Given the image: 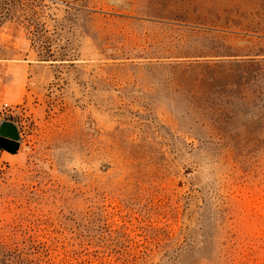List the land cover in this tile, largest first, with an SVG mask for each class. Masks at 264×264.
I'll return each instance as SVG.
<instances>
[{
  "label": "rangeland",
  "instance_id": "obj_1",
  "mask_svg": "<svg viewBox=\"0 0 264 264\" xmlns=\"http://www.w3.org/2000/svg\"><path fill=\"white\" fill-rule=\"evenodd\" d=\"M0 264H264V0H0Z\"/></svg>",
  "mask_w": 264,
  "mask_h": 264
},
{
  "label": "water",
  "instance_id": "obj_2",
  "mask_svg": "<svg viewBox=\"0 0 264 264\" xmlns=\"http://www.w3.org/2000/svg\"><path fill=\"white\" fill-rule=\"evenodd\" d=\"M0 137L6 138L12 142L19 141V133L16 131L15 126L8 121L0 122Z\"/></svg>",
  "mask_w": 264,
  "mask_h": 264
}]
</instances>
